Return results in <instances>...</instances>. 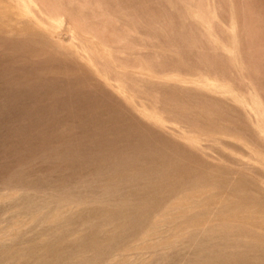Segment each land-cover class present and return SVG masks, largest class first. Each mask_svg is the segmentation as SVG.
<instances>
[{
    "label": "rangeland",
    "instance_id": "374dc122",
    "mask_svg": "<svg viewBox=\"0 0 264 264\" xmlns=\"http://www.w3.org/2000/svg\"><path fill=\"white\" fill-rule=\"evenodd\" d=\"M0 264H264V0H0Z\"/></svg>",
    "mask_w": 264,
    "mask_h": 264
}]
</instances>
